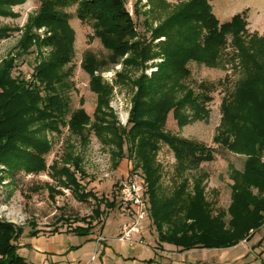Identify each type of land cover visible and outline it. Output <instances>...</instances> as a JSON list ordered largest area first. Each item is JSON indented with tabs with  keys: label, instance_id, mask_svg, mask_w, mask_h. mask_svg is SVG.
I'll return each instance as SVG.
<instances>
[{
	"label": "trees",
	"instance_id": "1",
	"mask_svg": "<svg viewBox=\"0 0 264 264\" xmlns=\"http://www.w3.org/2000/svg\"><path fill=\"white\" fill-rule=\"evenodd\" d=\"M25 1L0 0V16H17L12 7ZM179 1L187 2L152 33L153 40L163 38L155 51L152 42L134 39L136 26L127 0H40L38 12L17 44V52L0 65V164L12 175L49 169L60 186L87 200L91 192L82 191L77 176L86 175L81 156L55 160L48 167L46 155L52 143L45 132L61 133V128L67 127L87 145L93 131L102 143L112 147L115 157L122 159L128 151L131 159H138L150 198V218L161 243L176 245L181 251L232 247L249 241L264 226V36L249 34L246 16L240 13L221 23L213 11V0ZM72 6H76L82 22L92 23L94 36L109 51L105 60L88 52L81 64L97 95L93 122L83 109L67 119L69 104L61 92L72 75L70 64L75 56L76 32L67 12ZM43 27L47 32L42 37L36 29ZM12 31L0 28V39ZM35 45L51 48L50 56L44 57L40 49L31 76L14 77L16 58ZM231 45L236 49L231 58L238 59L245 77L221 102L222 119L214 142L247 158L241 171L230 165L234 180L231 203L226 210L215 213L212 202L205 197L203 180L194 182L193 191L189 179L182 178L171 194H164L157 155L163 143L168 145L178 161L180 175L215 159L212 147L174 135L166 130V124L170 112L180 126L209 119L207 105L213 99L212 86L201 83L200 92L189 86V64L195 61L220 66L225 49ZM158 57L162 61L150 77L143 74L134 79L125 72L117 74L118 82L129 81L138 89L128 127H122L110 107L113 87L95 72L120 62L124 68L139 69ZM101 202L111 208L116 204L115 200ZM100 210L97 207L94 216L85 220L87 226L75 227V234L91 235ZM15 227L0 221V264H28L14 243ZM36 235L32 233V237Z\"/></svg>",
	"mask_w": 264,
	"mask_h": 264
},
{
	"label": "rangeland",
	"instance_id": "2",
	"mask_svg": "<svg viewBox=\"0 0 264 264\" xmlns=\"http://www.w3.org/2000/svg\"><path fill=\"white\" fill-rule=\"evenodd\" d=\"M186 2L127 0V9L136 26L137 35L134 39L152 42L153 50L158 51L156 45L163 38L153 40V31L163 25L177 11V8ZM211 3L221 23L229 21L234 15L240 13L246 16L248 23L246 29L249 34L264 36V0H213ZM40 4V0H27L12 7L17 16H0V28L13 29L8 37L0 39V65L3 60L17 52V44L23 36L25 27L38 12ZM67 12L70 14V24L76 32L75 56L70 64L72 75L61 89L62 95L69 104L67 119L73 112L83 109L93 122L97 95L90 87L89 73L84 71L81 64L88 52L95 54L100 60H105L109 51L94 36L92 23L82 22L77 17L76 6L69 7ZM36 31L43 37L47 29L43 27ZM228 42L230 44L231 37L228 38ZM40 49L44 57L50 56L51 48L33 46L30 52L16 58L14 77L20 75L29 78L31 76L33 68L39 62ZM235 51L232 45L228 46L223 53L222 64L217 67L195 61L189 64L191 71L187 80L189 86L197 92L201 90L199 87L201 83L212 86L213 99L207 105L210 112L209 119L180 126L173 112H170L166 124V130L170 133L212 147L215 159L202 163L198 169L180 175L177 172L178 161L168 145L163 143L157 155V160L162 166L163 193L171 194L182 178L189 179L193 191L194 182L203 180L205 197L212 202L215 213L220 209L226 210L231 203V185L234 184V180L231 178L230 165L241 171L247 158L245 155L228 151L214 142L222 119L221 102L245 77L238 59L231 58ZM161 61L160 57L155 58L148 61L146 67L139 69L124 68L120 62L95 72V75L100 76L104 83L113 87L110 107L122 127H128L133 98L138 89L129 81L118 82L117 74L125 72L128 77L134 79L143 74L150 77ZM45 133L52 143V149L46 155L47 166L52 165L55 160L62 162V159L68 156H81L86 175L77 173V176L82 184V191L91 192L90 197L82 200L70 189L60 186L49 169L38 174L22 171L12 175L5 170L3 164H0V221L16 226L13 232L14 243L19 246L18 252L27 259L28 264H45L37 258L39 253L33 247L35 238L42 240L39 251L43 253L49 251L51 244L53 247H65L66 250L73 245L80 246L68 253L69 262L63 264H73L71 262L74 260L77 262L74 264H80V262L81 264H100V253L104 248L96 245L95 240L105 242L100 239V236L108 226V222L112 221L110 229L104 234L109 238L111 252L108 255V262L112 263L116 257V254L114 256L112 254L124 252L127 248V245L119 242L117 237L123 225L130 221L119 199L120 183L128 176H137L145 180L142 169L137 165L138 159H131L128 151L122 159L115 157L112 147L102 143L93 131L90 132L87 145L82 143L79 136L71 134L67 127H62L61 133L51 131ZM125 146L127 150L128 144ZM146 193L151 207L148 192ZM102 200L108 202L115 200L116 204L112 208L107 207L104 202H101ZM97 207L101 209V215L93 221L97 224L92 233L95 235V240H87L81 246L83 238L76 235L73 229L77 226H87L85 220L93 215ZM143 229L146 243L140 250L143 254L136 262L121 259L119 264H146L145 260L150 256H154L153 260H160L162 264H264V226L256 231L249 241H242L235 246L194 248L189 251H181L179 247L170 243H161L151 218L144 223ZM32 233L37 235L32 237ZM131 252L128 250L127 253ZM93 256L94 259L96 257L95 260Z\"/></svg>",
	"mask_w": 264,
	"mask_h": 264
},
{
	"label": "built area",
	"instance_id": "3",
	"mask_svg": "<svg viewBox=\"0 0 264 264\" xmlns=\"http://www.w3.org/2000/svg\"><path fill=\"white\" fill-rule=\"evenodd\" d=\"M147 188L143 178L128 176L120 183L119 199L130 221L123 225L117 239L133 246H145L144 223L150 218Z\"/></svg>",
	"mask_w": 264,
	"mask_h": 264
},
{
	"label": "crops",
	"instance_id": "4",
	"mask_svg": "<svg viewBox=\"0 0 264 264\" xmlns=\"http://www.w3.org/2000/svg\"><path fill=\"white\" fill-rule=\"evenodd\" d=\"M129 219V218H128ZM108 226L104 229V231L102 232V235L100 236V239L105 241V242H101V241H97L94 239V236L95 235H89V236H85V237H82V236H79L81 238H83V243L81 244V246L84 245V243L87 241V240H95L96 241V245H100V246H103V251L100 253V264H119V261L121 259H124V260H134V262H136L139 258V256H141L143 254L140 253V250L141 248H143V246H133L129 243H126V242H123L125 243V245H127V248L124 252H121V253H114L112 254L113 256L116 254V257L114 259V261L112 263H109L108 262V255L110 254L111 250L109 248V238H107V236H105L104 234L108 232V230L110 229V225L113 223L112 221L108 222ZM125 223V222H124ZM119 229V228H118ZM145 233V232H144ZM144 236V234H143ZM35 243L33 244V247L34 249H36V251L39 253L37 256L38 260H40L41 262L45 263V264H63L65 262H69L68 260V253L72 250H74L76 247H80L78 245H73V247L69 248V249H64V248H58V247H53V245L51 244V247L49 249V251H45V253L43 252H40V248H41V242L42 240H39L37 238H35ZM45 240H48V239H45ZM119 241V240H118ZM121 242V241H119ZM99 250V249H98ZM128 250L132 251L131 253H127ZM115 251V250H114ZM98 252V251H97ZM99 254V252H98ZM93 259H94V256H93ZM96 259V257H95ZM94 259V260H95ZM154 256H150V258L146 259L145 260V263L146 264H162L161 261H154ZM133 262V261H132ZM71 263H77L75 260ZM81 264V262H80ZM136 264V263H135Z\"/></svg>",
	"mask_w": 264,
	"mask_h": 264
}]
</instances>
